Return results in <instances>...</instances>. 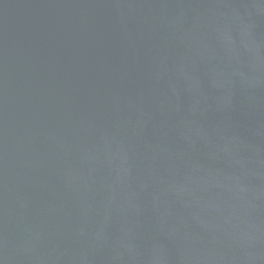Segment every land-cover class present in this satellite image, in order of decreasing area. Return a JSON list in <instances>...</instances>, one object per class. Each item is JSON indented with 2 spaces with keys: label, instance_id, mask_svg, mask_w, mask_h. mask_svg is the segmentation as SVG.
I'll use <instances>...</instances> for the list:
<instances>
[{
  "label": "water",
  "instance_id": "obj_1",
  "mask_svg": "<svg viewBox=\"0 0 264 264\" xmlns=\"http://www.w3.org/2000/svg\"><path fill=\"white\" fill-rule=\"evenodd\" d=\"M0 264H264V0H0Z\"/></svg>",
  "mask_w": 264,
  "mask_h": 264
}]
</instances>
